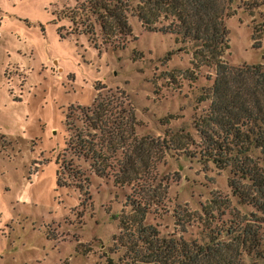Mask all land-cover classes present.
<instances>
[{"label": "rangeland", "instance_id": "rangeland-1", "mask_svg": "<svg viewBox=\"0 0 264 264\" xmlns=\"http://www.w3.org/2000/svg\"><path fill=\"white\" fill-rule=\"evenodd\" d=\"M75 4L0 0V264H107V256L118 258L111 253L119 231L112 216L129 214L132 203L148 208L147 223L162 235L188 241L199 240L210 220H249L252 209L237 204L227 173L183 158L199 144L192 117L207 107L197 106V98L215 69L196 62L190 44L149 33L136 18L125 49L100 38L97 49L70 33L62 17ZM225 23V61L263 63L264 0L234 1ZM97 96L109 110L124 108L116 117L135 170L116 182L125 156L104 149L110 177L79 160L90 184L58 188L55 161L72 159L64 152L70 130L82 128L80 109ZM164 139L174 150L164 151Z\"/></svg>", "mask_w": 264, "mask_h": 264}, {"label": "trees", "instance_id": "trees-1", "mask_svg": "<svg viewBox=\"0 0 264 264\" xmlns=\"http://www.w3.org/2000/svg\"><path fill=\"white\" fill-rule=\"evenodd\" d=\"M234 1L246 0H76L62 12L71 23L70 33L86 36L97 49L103 44L125 49L133 33L129 21L136 18L149 33L172 35L177 42L190 44L193 59L215 69V76L207 79L211 84L197 98V106L207 107L192 117L199 144L183 158L227 173L237 204L252 209L249 220H210L212 224H204L199 240L188 241L162 235L147 223L145 205L129 204V214L112 216L119 231L113 236L111 253L118 258L107 256V264H264V61L241 66L225 61L230 48L225 21ZM252 7H258L257 2ZM99 38L102 45L97 44ZM102 89L97 86L95 90ZM108 108L97 96L91 107L80 109L83 126H73V137L64 150L72 159L62 156L55 161L58 188L83 181L90 184L76 166L79 160L90 164L96 176L110 177L112 160L104 156V149L114 154L122 150L125 156L116 182L135 170L125 152L124 124L116 117L124 108ZM184 128L178 131L185 132ZM164 143V151L174 150L167 140ZM190 145H195L193 140ZM133 148L139 149L135 144L128 149Z\"/></svg>", "mask_w": 264, "mask_h": 264}]
</instances>
